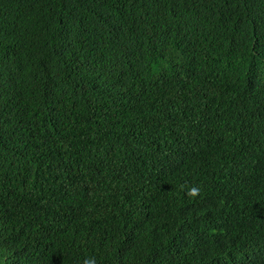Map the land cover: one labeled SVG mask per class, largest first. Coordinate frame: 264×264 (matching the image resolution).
Segmentation results:
<instances>
[{
    "label": "trees",
    "instance_id": "16d2710c",
    "mask_svg": "<svg viewBox=\"0 0 264 264\" xmlns=\"http://www.w3.org/2000/svg\"><path fill=\"white\" fill-rule=\"evenodd\" d=\"M89 256L264 264V0H0V264Z\"/></svg>",
    "mask_w": 264,
    "mask_h": 264
},
{
    "label": "clouds",
    "instance_id": "9594fccd",
    "mask_svg": "<svg viewBox=\"0 0 264 264\" xmlns=\"http://www.w3.org/2000/svg\"><path fill=\"white\" fill-rule=\"evenodd\" d=\"M193 191L197 190L193 189ZM83 264H98V261L95 256H89L84 260Z\"/></svg>",
    "mask_w": 264,
    "mask_h": 264
}]
</instances>
